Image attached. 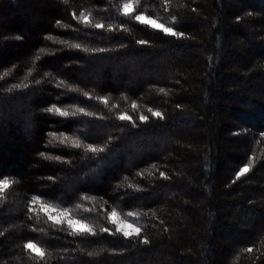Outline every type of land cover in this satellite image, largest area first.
Returning a JSON list of instances; mask_svg holds the SVG:
<instances>
[{
    "label": "trees",
    "instance_id": "trees-1",
    "mask_svg": "<svg viewBox=\"0 0 264 264\" xmlns=\"http://www.w3.org/2000/svg\"><path fill=\"white\" fill-rule=\"evenodd\" d=\"M123 1L0 0V73H11L0 80V179L13 181L0 200V264H264V0H138L129 17ZM141 11L184 36L140 24ZM81 12L105 28L79 23ZM16 83L28 86L5 90ZM52 105L95 115L62 118L45 111ZM123 112L135 126L116 118ZM49 133L105 150L49 143ZM33 196L97 235H68L39 205L37 222ZM113 209L137 213L140 235L100 231H114Z\"/></svg>",
    "mask_w": 264,
    "mask_h": 264
},
{
    "label": "snow or ice",
    "instance_id": "snow-or-ice-1",
    "mask_svg": "<svg viewBox=\"0 0 264 264\" xmlns=\"http://www.w3.org/2000/svg\"><path fill=\"white\" fill-rule=\"evenodd\" d=\"M66 2H67V0H65V3ZM136 4H138V0H125V2L120 6L121 15H123L125 17L131 16V13L135 11V5ZM73 17L76 18L75 13H73ZM133 18L135 21L139 22L140 24H147L149 27H151L153 29H157V30L163 32L164 34H167V35H170L173 37H177V38L184 36V34L182 32H178V31L174 30L173 27L165 26L164 23H160L156 19L147 16L143 11H141L140 14H136ZM77 19H78L79 23L84 24L86 27H93L96 29H104L105 28V25L103 23H99V22L94 23V24L91 23V20H92L91 13L85 14V13L81 12ZM173 22H174V18H173ZM57 26H66V25H61L60 22L58 21ZM109 30H111V29H109ZM14 39L20 40V39H22V37L17 35L14 37ZM48 39H52V37H48ZM59 43L65 44V41L60 40ZM138 43L145 44L147 42L146 41H138ZM68 47L79 49V50H82L84 52L89 51L88 48H82L81 44H79V43L68 44ZM44 51H45L44 49H40L41 53H43ZM92 51L104 52L106 50L103 48H100V49H94ZM40 58L41 57L39 55L35 56L36 60H39ZM34 67H35V65H33V68ZM10 74H11L10 71H4V72L0 73V80L5 79ZM31 75H32V73L28 72L27 76H31ZM48 75H50V73ZM27 76L25 77V79H27ZM36 82L39 83V81H36ZM27 86L28 85L25 83H16V84H12L11 87L6 88L5 90L11 92L14 89H22V88H26ZM56 86L57 87L63 86L66 90H69V91L82 92V95H84L88 99H93V97L90 95L89 92L82 91L78 87H73V86L69 85L64 80H60ZM160 91L164 92L165 90L160 89ZM95 99L97 101H99L100 103H102L103 105H105V107H107L109 105V98L107 96H97V97H95ZM125 99H126V97H125ZM115 107H119V105H115ZM131 108L133 109V111H135L138 109V105L135 102H133L131 104ZM45 111L52 113L55 116L62 117V118L75 117L78 114H82L84 116H94L95 115V113L86 111L85 108H83V107H78V106L74 107L72 105H69L67 107L52 105L51 107L45 109ZM148 112H150L152 114V116H154L156 118L163 119V114L160 111H156V110H153L152 108H149ZM116 118L120 121H128V122L132 123L133 126H135V121L133 120L132 116L129 115L127 112H123V113L119 114ZM139 120L141 122H146L148 120V116L141 113L139 115ZM49 136L51 137V140L49 141V143H52L53 141H55V142H58L60 145H63L65 147H70V148H75V149H83L84 152L92 153L94 156H95V154L103 152L105 150V148L103 146H97V145H93V144H85L80 139V137L75 136V135L70 136V135H65L63 133H60L59 135L56 133H49ZM41 155L45 156L44 153H41ZM45 158L46 159H52V160H61L62 159L60 156H45ZM251 167H252V164L249 163L246 166L240 168L237 171L236 179L238 180V179H240V177L244 176L251 169ZM161 175L164 176V173H161ZM165 178H167V177H165ZM125 179H127V178H125ZM12 183H13V181H10L9 179H0V200L4 199V193L7 189H9L11 187ZM128 186L129 187H135L132 184H129ZM83 199L84 200H92L93 202L95 201V197L84 196ZM35 205H39V211H42L44 213V215L47 217V220L45 221L46 223L50 221L51 225L53 227L60 226V230H65V228L63 226L66 225L67 234L70 236L87 237V236H96L97 235V231L94 228V226L92 224H90L89 222H87V220L85 218L73 217L71 209L61 207L60 205L53 204L51 202L45 203L44 201L41 200L40 197L33 196V197H31L28 211L30 213H35V215L37 217V222H39V212L34 207ZM77 207H82V205H78ZM87 210L92 211L91 208L87 209ZM136 215H137V213H134L131 211L126 213L127 217H134ZM107 221L110 224L114 225V231L110 230L107 227H102L100 229V231L105 232V233H109L110 235H113L115 233H120L126 238H132L134 236H139L141 233L140 227L134 225L129 220L125 219L122 216V214L120 212H118L116 209H113L111 212H109L107 214ZM33 230H35V229H33ZM142 242L147 244L148 243L147 238H144L142 240ZM24 248L32 254V257L34 259H41L42 260L45 258V255H46L45 249L42 248L41 246H38L34 242L30 241V242L26 243L24 245ZM244 251L251 253L253 251V249L247 248ZM94 254L95 253H93V252L88 253L89 256H92Z\"/></svg>",
    "mask_w": 264,
    "mask_h": 264
},
{
    "label": "rangeland",
    "instance_id": "rangeland-1",
    "mask_svg": "<svg viewBox=\"0 0 264 264\" xmlns=\"http://www.w3.org/2000/svg\"><path fill=\"white\" fill-rule=\"evenodd\" d=\"M125 1H123V3H124ZM137 5V4H136ZM136 9V8H135ZM135 12V11H134ZM134 12H132V13H134ZM131 13V14H132ZM148 16V15H147ZM157 20V19H156ZM158 21V20H157ZM158 22H160V21H158ZM161 23V22H160ZM165 26H167V25H165ZM76 214V213H75ZM72 216L73 217H75L74 215H73V212H72ZM122 216L125 218V219H127V220H129L131 223H133L134 225H136V226H138V227H140V225H139V221L137 220V218L136 217H127L126 215H123L122 214ZM77 218V217H76ZM114 226V225H113Z\"/></svg>",
    "mask_w": 264,
    "mask_h": 264
}]
</instances>
